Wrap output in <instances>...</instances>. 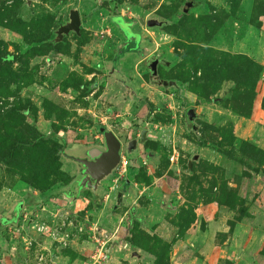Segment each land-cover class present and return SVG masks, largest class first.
I'll return each instance as SVG.
<instances>
[{"label": "rangeland", "instance_id": "obj_1", "mask_svg": "<svg viewBox=\"0 0 264 264\" xmlns=\"http://www.w3.org/2000/svg\"><path fill=\"white\" fill-rule=\"evenodd\" d=\"M187 1L0 0V264H105L104 240L129 264H264V0ZM69 7L79 35L51 44ZM138 17L162 24H130L135 54ZM150 54L179 89L145 83ZM99 127L149 138L75 196L67 155Z\"/></svg>", "mask_w": 264, "mask_h": 264}, {"label": "water", "instance_id": "obj_2", "mask_svg": "<svg viewBox=\"0 0 264 264\" xmlns=\"http://www.w3.org/2000/svg\"><path fill=\"white\" fill-rule=\"evenodd\" d=\"M195 5L198 4L192 3L191 0L185 3L186 7H193ZM123 22L125 23V27L120 28H122V33L125 40L133 41V49L135 50L134 53H137L138 51L137 46L140 38L137 32H133L132 35L127 32V28L130 27V24L133 25L135 22H137L140 25H145L147 27L160 26L162 24L161 21H158L154 18L143 19L141 17L132 19L131 21L124 20ZM79 30L80 17L78 11L74 7H69L67 10L66 20L56 27V29L53 31V37L48 41L51 44L59 43L69 32H73L76 36H78ZM143 52L144 49L142 48V53ZM148 58H151L152 60L151 69L154 68L157 63H160L164 66H168L170 64L169 60L158 57L155 54H150V57ZM154 83L162 88H169L170 86L177 87L174 80L156 79ZM185 117L186 121L191 124V130L195 133L197 126L193 122V120L195 119L196 114L191 107L186 110ZM99 131L102 133V147L99 145H89L83 147L76 154L67 155L70 161L74 162L77 174L76 179L73 180L75 181V184L73 183V181L71 183L72 187H74L73 185H76V183L84 184L88 185L85 187H89L93 191L96 189L100 181L104 180L108 175L112 173V171L118 164L120 150L119 140L109 130H103L102 128H100ZM148 137V130L143 128L139 130L137 139L132 138L124 143V153L130 161L134 159V152L136 151V149L138 147L142 148L143 143L148 139ZM193 159H196V155H193ZM115 204H126V202L122 199V194L120 192L115 193ZM131 253L135 257L139 256L135 251H132Z\"/></svg>", "mask_w": 264, "mask_h": 264}, {"label": "crops", "instance_id": "obj_3", "mask_svg": "<svg viewBox=\"0 0 264 264\" xmlns=\"http://www.w3.org/2000/svg\"><path fill=\"white\" fill-rule=\"evenodd\" d=\"M112 16L122 17V15H120V14H112ZM112 133L116 134L115 132H112ZM96 190H97V188L95 190H93L92 192H94ZM104 241H106V240H104ZM106 243H107V241H106ZM106 243L103 244V249H105L106 247L108 248V256L104 259V261L106 260L105 264H129L130 262H134V261H132L130 255H129L130 248H129L128 243H126V242L121 243V242H119V241L117 242L115 240L111 241L110 245H108ZM81 248H82L81 251L79 248H77V250L79 252H81L82 254L86 253V250H84L82 246H81Z\"/></svg>", "mask_w": 264, "mask_h": 264}, {"label": "flooded vegetation", "instance_id": "obj_4", "mask_svg": "<svg viewBox=\"0 0 264 264\" xmlns=\"http://www.w3.org/2000/svg\"><path fill=\"white\" fill-rule=\"evenodd\" d=\"M68 10V9H67ZM126 21V20H125ZM133 30V29H132ZM133 32H137V31H134L133 30ZM73 33V32H72ZM120 34H121V32H119ZM138 33V32H137ZM74 34V33H73ZM139 34V33H138ZM75 35V34H74ZM121 36L123 37V35L121 34ZM139 38H140V36H139ZM123 40H125V38H123ZM123 42V41H122ZM130 41H128V46H130ZM127 47V46H126ZM142 46H140L139 44H138V46H137V49L138 50H141L142 51ZM136 54V53H135ZM150 57V56H149ZM149 59H151V58H149ZM148 59V60H149ZM149 61H147V64H148V66H147V70H148V74L149 75H147L146 76V79H145V83H152V84H155L154 83V81L156 80V79H158V80H172V79H169V78H165V77H162V76H160L159 74H158V72H157V68H158V66H164V65H162V64H160V63H157L155 66H154V68H152L151 69V65H152V60H150V62H151V64H150V62L148 63ZM164 67H166V66H164ZM156 85V84H155ZM125 86V85H124ZM160 87V86H159ZM170 87H173V88H177V89H179V87L177 86V87H175V86H170ZM162 88V87H161ZM163 89H167V88H163ZM100 128H102V127H99V129ZM103 129V128H102ZM103 130H107V129H103ZM110 131V130H109ZM100 135H101V143H102V133L100 132ZM115 135V134H114ZM116 136V135H115ZM117 138V137H116ZM132 138H135V137H132ZM132 138H130V139H132ZM137 138H138V136H137ZM137 138H135V139H137ZM149 138V137H148ZM118 139V138H117ZM130 139H128V140H130ZM127 140V141H128ZM120 142V141H119ZM90 145H99V146H101L102 147V144L100 145V144H90ZM122 148V144L120 143V150H119V158H120V156H124L125 158H126V160H127V165H126V167H125V169L128 167H130V164L132 165V161L130 162V160L125 156V154H124V152H121V149ZM138 149V148H137ZM136 149V150H137ZM118 163H119V159H118ZM117 166H118V164H117ZM117 166H116V168H117ZM115 168V169H116ZM114 169V170H115ZM113 170V171H114ZM112 171V172H113ZM75 175H76V172H75ZM75 175L73 176V178L75 177ZM76 178H74V180H75ZM101 182V181H100ZM99 185V184H98ZM99 186H97L96 188H98ZM84 188H81V190H83ZM71 191H70V193L71 194H74V191L75 190H73V188L72 189H70ZM83 191H89V192H92V190L88 187V188H85ZM80 192H82V191H78V193H80ZM118 192V191H117ZM75 196H76V194H74ZM78 195V194H77ZM72 197H74V196H72ZM64 198V197H63ZM122 199H123V197H122ZM118 205H120V204H118Z\"/></svg>", "mask_w": 264, "mask_h": 264}, {"label": "built area", "instance_id": "obj_5", "mask_svg": "<svg viewBox=\"0 0 264 264\" xmlns=\"http://www.w3.org/2000/svg\"><path fill=\"white\" fill-rule=\"evenodd\" d=\"M126 165H127L126 158L124 156H120L119 163H118V166H117L116 169L120 168V169H122V171H124ZM104 243H106V241L102 242V244L99 245V247L96 248L95 255L99 256V254H100V256L104 257V259H105L108 256V248L106 247L105 249H103V244Z\"/></svg>", "mask_w": 264, "mask_h": 264}, {"label": "trees", "instance_id": "obj_6", "mask_svg": "<svg viewBox=\"0 0 264 264\" xmlns=\"http://www.w3.org/2000/svg\"><path fill=\"white\" fill-rule=\"evenodd\" d=\"M114 1V5H113V7H114V9L112 10V11H114V13H115V1L116 0H113ZM33 136H34V138L35 139H43L44 138V135H42L41 133H38L37 131H35V132H33ZM19 143H16L15 145H14V147L15 146H17ZM133 216H135V215H133ZM137 217V216H136ZM138 218V217H137ZM130 220V219H129ZM130 243V242H129Z\"/></svg>", "mask_w": 264, "mask_h": 264}]
</instances>
